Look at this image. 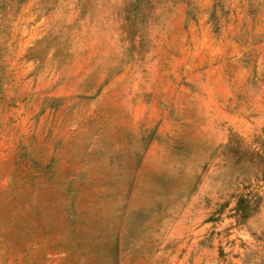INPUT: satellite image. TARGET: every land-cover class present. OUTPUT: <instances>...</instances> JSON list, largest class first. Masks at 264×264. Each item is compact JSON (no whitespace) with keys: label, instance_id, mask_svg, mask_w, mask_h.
<instances>
[{"label":"rangeland","instance_id":"1","mask_svg":"<svg viewBox=\"0 0 264 264\" xmlns=\"http://www.w3.org/2000/svg\"><path fill=\"white\" fill-rule=\"evenodd\" d=\"M0 264H264V0H0Z\"/></svg>","mask_w":264,"mask_h":264},{"label":"trees","instance_id":"2","mask_svg":"<svg viewBox=\"0 0 264 264\" xmlns=\"http://www.w3.org/2000/svg\"><path fill=\"white\" fill-rule=\"evenodd\" d=\"M243 199H241L240 201H242Z\"/></svg>","mask_w":264,"mask_h":264}]
</instances>
